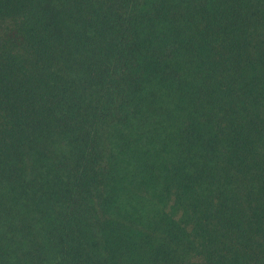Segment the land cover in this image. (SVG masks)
I'll return each mask as SVG.
<instances>
[{
    "label": "trees",
    "instance_id": "1",
    "mask_svg": "<svg viewBox=\"0 0 264 264\" xmlns=\"http://www.w3.org/2000/svg\"><path fill=\"white\" fill-rule=\"evenodd\" d=\"M0 264H264V0H0Z\"/></svg>",
    "mask_w": 264,
    "mask_h": 264
}]
</instances>
